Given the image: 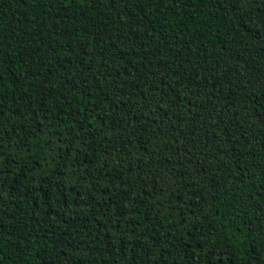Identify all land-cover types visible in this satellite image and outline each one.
Masks as SVG:
<instances>
[{
    "label": "trees",
    "instance_id": "obj_1",
    "mask_svg": "<svg viewBox=\"0 0 264 264\" xmlns=\"http://www.w3.org/2000/svg\"><path fill=\"white\" fill-rule=\"evenodd\" d=\"M0 264H264V0H0Z\"/></svg>",
    "mask_w": 264,
    "mask_h": 264
}]
</instances>
